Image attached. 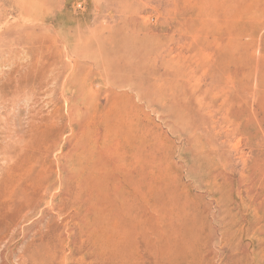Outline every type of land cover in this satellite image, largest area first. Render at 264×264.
I'll return each instance as SVG.
<instances>
[{
  "label": "rangeland",
  "instance_id": "1",
  "mask_svg": "<svg viewBox=\"0 0 264 264\" xmlns=\"http://www.w3.org/2000/svg\"><path fill=\"white\" fill-rule=\"evenodd\" d=\"M0 264H264V0H0Z\"/></svg>",
  "mask_w": 264,
  "mask_h": 264
},
{
  "label": "bare ground",
  "instance_id": "2",
  "mask_svg": "<svg viewBox=\"0 0 264 264\" xmlns=\"http://www.w3.org/2000/svg\"><path fill=\"white\" fill-rule=\"evenodd\" d=\"M130 260V259H129Z\"/></svg>",
  "mask_w": 264,
  "mask_h": 264
}]
</instances>
